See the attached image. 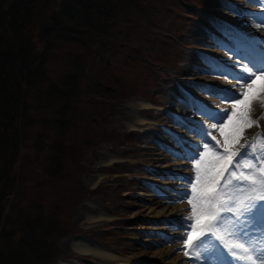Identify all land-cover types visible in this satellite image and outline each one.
I'll use <instances>...</instances> for the list:
<instances>
[{"label": "rangeland", "instance_id": "rangeland-1", "mask_svg": "<svg viewBox=\"0 0 264 264\" xmlns=\"http://www.w3.org/2000/svg\"><path fill=\"white\" fill-rule=\"evenodd\" d=\"M229 2L235 7L228 6ZM229 2L226 0H153V6L147 5L150 19L144 20L145 17H143L142 24L138 22L137 26H133L132 35H129L128 30L120 26L124 31L121 36L123 45L116 47L117 53L113 56V68L104 67L101 63L102 69L97 71V73L105 75V83L104 87H101V91L108 103L104 109H114L108 113V116L111 117L107 127L100 120L102 134H106L107 139L105 138L106 140L87 150L80 163L71 165L72 170L68 179L55 187L48 185L43 191L49 202L56 203L58 201L60 204L58 207L62 213L61 219L69 225L70 229H74L71 237L67 238L71 243H69V252L64 255L68 256L60 257L59 264L69 261V263H73L74 260L76 264H121L119 259L107 260L102 254H97L95 251H80L74 246L75 242L82 244L86 241L96 247L106 246L113 249L122 258L129 261L141 257L152 259V256L149 255H153V258L160 256L157 259L162 261L169 258V256L165 257V253L158 255L155 254L157 251H154L161 246L169 247L168 245L162 243L160 247L150 246L153 239L150 231L158 235L163 231L160 226L150 223L147 219L151 214V218L162 220L161 217L164 214L172 212L167 211L171 208H164L163 203H160L161 205L153 204V200L157 197L158 200H162L170 195H157V192L151 189L152 183L158 186L162 176L159 174L149 175L145 168L146 166L157 168V171L162 172L166 180H170L171 186L175 185L172 177L173 172L179 171V169L176 164L167 159L168 156L160 155L163 151L164 154L173 157L171 147H164L165 142L168 141V134L161 125L152 122L155 118L160 121L162 110L153 108L154 106L145 107L140 101L144 97L159 96L160 103L169 108L172 101L175 102L178 96H183L180 94L181 88L186 86L183 78L191 75H193L192 78L201 80L198 85L200 88L217 92L214 83L215 76L219 72L217 69L220 67L210 69L192 67V54L195 58H201L196 53H192L191 49H187L188 43L189 45L199 44L205 35L209 39V31L198 30L194 36H190L189 40L187 30L188 27L194 26L195 29L202 27L197 23L198 21L195 22L193 19L200 8L199 6H206L210 10H221L227 14H248L246 16L249 18L253 14L251 12L252 4H254L252 0H229ZM54 4L55 0L52 1V5ZM134 16L137 17L136 13ZM196 17L198 18V16ZM204 18L207 19V16ZM211 21L214 22L213 19ZM205 43L202 42V44ZM215 44L216 40H212L211 45ZM217 48L219 47L217 46ZM68 49L71 54L77 52L75 46H70ZM63 55L64 52L60 53L50 66L49 71L54 80L66 71L67 64ZM201 60L207 63L205 58ZM198 86L193 88L196 93L191 92L198 98L189 104L188 109L191 110V114L186 119L187 124L192 126L197 122V111L206 97L202 94L197 95L201 93ZM223 87L229 89L225 85ZM245 92H247L246 97L243 95ZM245 92L237 95L244 101L239 105L230 99L228 103L224 104L227 100L222 98L212 100V102L205 101L206 105L213 109L217 104L220 105L216 114L227 113L223 117V122L216 121L219 134L217 158L231 154L225 151L227 146L237 150V155L231 156L230 163L225 160L218 162L216 158L213 161L214 171L216 172L220 166L227 163L225 168L227 173L232 174L235 171L238 176L243 167H248L249 174L255 175V180L258 181L261 176H264V159L255 160V164L251 160L245 159L237 164L236 157L239 158V154L250 146L246 133L252 132L253 135L258 133L264 137V129L260 128L264 125V79L256 80L255 85L251 89L247 88ZM216 96L218 98V95ZM95 109L100 111L98 108ZM201 110L203 109L201 108ZM233 110L236 112L235 116L232 115ZM135 111H140L143 118V115L147 117L142 124L137 125V128L130 126L137 121ZM197 118L201 120V117ZM10 136L13 134L10 133L9 137L5 138H12ZM19 136H21L20 133ZM231 136L236 137L231 138ZM153 138L158 140L156 144H153ZM21 142L18 150L19 155L15 161V170L22 175L28 172V175L32 174L33 176L26 166L31 168L36 166L37 168L38 163L41 164L38 161L37 142H33L30 138ZM161 142L164 143V146ZM25 143L27 146H24ZM258 145L255 155L259 157L264 155V139ZM107 155L115 157L116 160L114 158L112 162L107 161L109 158ZM249 164L253 166L249 167ZM214 171H208L207 174L214 175ZM236 176H232V183L236 182ZM25 178L30 179L29 176ZM145 179L150 181V189L154 194L150 193L146 187L142 188L140 181ZM33 183L34 181L28 180L23 184V187L29 185L32 187L31 195H40L42 190L34 186ZM223 184L221 180L217 183L220 187ZM241 184H243L242 180ZM167 185L169 186V183ZM168 186H163L161 191L168 192ZM11 193L12 191H9L6 197H12ZM251 193V188H249L246 194L249 196ZM182 200L185 199L182 198ZM190 200L192 199L187 200L189 204H191ZM174 206L175 208H172L175 210L178 207H183V203L176 200ZM203 206L205 204H197V214ZM194 217L196 218V215ZM172 223L171 219L164 222L169 232L172 230L174 232V227H171ZM160 224L163 225V223ZM202 225L206 226V222L203 220ZM154 228L157 231H154ZM154 255L158 256L154 257Z\"/></svg>", "mask_w": 264, "mask_h": 264}, {"label": "trees", "instance_id": "trees-1", "mask_svg": "<svg viewBox=\"0 0 264 264\" xmlns=\"http://www.w3.org/2000/svg\"><path fill=\"white\" fill-rule=\"evenodd\" d=\"M52 1L0 0V264H59L68 256L74 229L61 219L58 201L49 202L43 191L68 179L71 165L107 139L100 120L107 127L114 109H104L105 75L97 71L101 63L113 68L116 47L123 45L120 26L132 35L143 17L150 19L147 5H154L153 0ZM70 46L77 47L75 54ZM62 52L66 71L54 80L50 66ZM27 138L37 142L41 163L40 169L37 163L26 166L33 176L15 170ZM28 180L40 195L23 187Z\"/></svg>", "mask_w": 264, "mask_h": 264}, {"label": "snow or ice", "instance_id": "snow-or-ice-1", "mask_svg": "<svg viewBox=\"0 0 264 264\" xmlns=\"http://www.w3.org/2000/svg\"><path fill=\"white\" fill-rule=\"evenodd\" d=\"M261 15L264 16V13ZM261 23H264V19L261 20ZM252 69L254 68L252 67ZM254 70L253 72L251 69L245 68L246 75H233L231 78L244 81L247 88L251 89L252 86L255 85L256 80L264 79V69ZM220 74L225 76L229 75L225 72H221ZM253 76H255V78H253ZM223 91L224 95L221 96L222 99L234 100L237 105L244 102L238 96L231 94L230 90L225 89ZM210 94L220 95V93L217 92H212ZM243 95L246 97L247 92ZM204 114L209 115L210 119L219 117L217 122H223V117L227 115L226 112L217 113L215 116L210 113ZM232 115H236L235 110H233ZM201 133H203L202 139L205 141L203 147L207 149L211 141L207 140V133L205 130L201 129L200 133L197 134ZM213 147L215 146L213 145ZM207 155L208 153L201 152L199 145H196L192 149L191 154H185V158L193 161H196L199 156L200 163L196 165L198 174L195 179L198 184H208L211 186L206 196H197L195 200L189 201L192 204L194 215H196V223L194 225L189 224L188 226L191 230L188 231L185 241L186 245H192L194 241H198L195 247L202 250L198 253L196 258L199 264H213V256L215 253L209 252V245L219 250L227 257L229 253H231L232 256H236V253L232 251L234 248L242 249L244 253H248L249 247H245L247 244L252 248L253 254H256V258L264 261V251H261V248L264 247V176H261L258 181L252 180L253 187H251V192L255 193V195H249L247 197V203H245L243 199H240L238 193L242 190L241 180H248V176H236L235 171H233L231 175L236 176V182L230 184L231 178H229L219 190L216 189V185L223 175L227 163L231 162V156L235 154H226L225 156L218 157V162L225 160L227 163L220 166L214 175L209 176L206 171L205 175L201 176L199 170ZM212 155H215V153H212ZM244 158L252 160L264 159V155L258 157L246 148L239 154V159H237L236 163L239 164L240 160ZM213 167H215V165H213ZM186 183L191 185L195 191L196 185L192 184V178H188ZM256 185H258V189ZM189 195L190 194L185 191L182 198H187ZM201 200L205 201V206L201 207L199 209V214H197V204L200 203ZM202 220L207 224L214 225L215 230L214 228H209L208 231L210 234L205 233ZM220 229H223L228 234L242 241V243L231 244L225 241L223 247H221L220 244L215 243L212 239V237L216 235L217 230ZM201 237H203V239H201ZM219 239L223 240L224 237L220 236ZM225 248L228 249L227 252L224 251ZM185 255L187 256L188 253L186 252ZM240 259L252 260V256H242ZM226 264H238V262L228 259Z\"/></svg>", "mask_w": 264, "mask_h": 264}, {"label": "bare ground", "instance_id": "bare-ground-1", "mask_svg": "<svg viewBox=\"0 0 264 264\" xmlns=\"http://www.w3.org/2000/svg\"><path fill=\"white\" fill-rule=\"evenodd\" d=\"M140 102H142L143 103L142 105H145V107H149L151 105V102H149V101L147 102L146 100H141ZM134 113H135V118L137 119V121H136V123H134L135 126H134V124H132V125L130 124V126L133 127V128H137V125L142 124L147 117L144 116V118H143L142 115L140 114L141 113L140 111H135ZM4 154H6V153H4ZM107 157H109V156L107 155ZM114 158L115 157H109V158H107V161H111L112 162V160H114ZM115 160H116V158H115ZM108 163H110V162H108ZM160 202H161V200H157V198L153 200V204L156 203V204L159 205ZM151 203H152V201H151ZM154 209H156V208H154ZM74 246L77 247L80 251H85V252H87V251H95L97 254H102L105 258H107V260H113L114 258H116V259L120 260L121 264H132L131 261L122 258L119 254L116 253L115 250L110 249V248H108L106 246H98V247H96L95 245H93L89 241H86V243H82V244L80 242H75ZM167 253H169V252L167 251ZM155 254H163L162 253V249L160 251L156 252ZM65 264H73V263L65 262Z\"/></svg>", "mask_w": 264, "mask_h": 264}]
</instances>
